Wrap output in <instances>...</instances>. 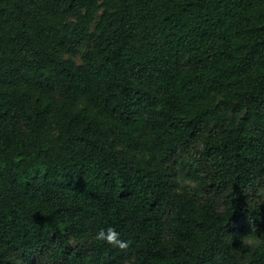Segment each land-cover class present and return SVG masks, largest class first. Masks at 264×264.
Returning a JSON list of instances; mask_svg holds the SVG:
<instances>
[{"label":"trees","instance_id":"trees-1","mask_svg":"<svg viewBox=\"0 0 264 264\" xmlns=\"http://www.w3.org/2000/svg\"><path fill=\"white\" fill-rule=\"evenodd\" d=\"M0 264H264V0H0Z\"/></svg>","mask_w":264,"mask_h":264},{"label":"clouds","instance_id":"clouds-1","mask_svg":"<svg viewBox=\"0 0 264 264\" xmlns=\"http://www.w3.org/2000/svg\"><path fill=\"white\" fill-rule=\"evenodd\" d=\"M94 239L112 244L114 246H119L122 249L127 247V244L118 238V233L112 228H108L106 230L105 229L98 230L95 233ZM252 239H253L252 237L242 238V245L251 243Z\"/></svg>","mask_w":264,"mask_h":264},{"label":"rangeland","instance_id":"rangeland-1","mask_svg":"<svg viewBox=\"0 0 264 264\" xmlns=\"http://www.w3.org/2000/svg\"><path fill=\"white\" fill-rule=\"evenodd\" d=\"M100 16V14L97 15V19L98 17ZM78 62V60H77ZM81 107H85L86 106V103L85 102H81L80 104ZM50 130V133L51 134H56V131H55V128L54 126H51L49 128ZM178 182L182 185H187V186H191V187H196V184L192 181H189L188 179H186L185 177H180V179L178 180ZM242 238H245V236H242ZM247 245H249L250 247H252L253 249H256L260 246V242L256 239H252V242L251 243H248Z\"/></svg>","mask_w":264,"mask_h":264}]
</instances>
